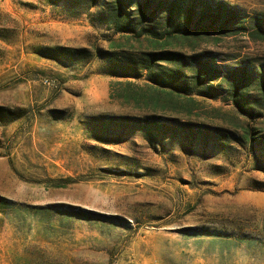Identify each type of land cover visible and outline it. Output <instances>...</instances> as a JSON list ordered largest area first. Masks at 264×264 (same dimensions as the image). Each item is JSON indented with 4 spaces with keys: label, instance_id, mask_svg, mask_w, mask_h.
I'll list each match as a JSON object with an SVG mask.
<instances>
[{
    "label": "rangeland",
    "instance_id": "1",
    "mask_svg": "<svg viewBox=\"0 0 264 264\" xmlns=\"http://www.w3.org/2000/svg\"><path fill=\"white\" fill-rule=\"evenodd\" d=\"M222 1L245 25L264 18V0ZM67 9L0 0V108L12 111L0 119V264H264V151L227 140L249 125L264 133V116L239 114L221 78L264 64V42L212 32L173 39L166 49L210 54L223 71L212 82L220 98L189 100L144 77L109 75L94 53L70 65L35 53L161 47L107 29L99 5L75 17ZM166 16L156 13L154 28L175 37L179 21ZM196 67L183 69L190 77ZM152 115L177 125L109 123Z\"/></svg>",
    "mask_w": 264,
    "mask_h": 264
},
{
    "label": "trees",
    "instance_id": "2",
    "mask_svg": "<svg viewBox=\"0 0 264 264\" xmlns=\"http://www.w3.org/2000/svg\"><path fill=\"white\" fill-rule=\"evenodd\" d=\"M44 1L49 5L65 3L72 17L88 12L91 6L99 5L98 16L107 29L115 34H129L134 38H153L154 43L160 44L161 47L133 54L132 51L115 44H111L109 50L96 47L93 52L84 48L55 45L38 47L35 53L64 65L89 61L94 55L101 56L107 61L109 75L144 77L151 88L189 100H192L193 95L209 99L220 98V85H214L212 82L220 78L223 71L214 63V57L210 54L187 56L179 51L166 49L165 46L171 44L173 39L212 32L216 34L215 40L243 34L253 42H264V18L256 16L251 21L252 24L245 25V17L241 15L240 9L222 0H112L108 4L105 1L102 4V0ZM163 11L167 14L168 24L179 21L174 27L177 33L175 37H171L168 32L159 33L154 28V15ZM188 59L198 63L190 77L183 69L190 63ZM221 78L229 79L230 83L224 90L228 101L239 114L253 121L264 116V64L252 67L243 64L228 70ZM11 113L10 110L0 108V119H3V115ZM105 119L114 120L107 117ZM116 120L117 122L109 123H117L121 128H173L177 125L176 119H162L154 115L146 118L120 117ZM214 131H217L214 133L217 138H224L218 133V129ZM192 132L198 131L193 129ZM241 132V135L231 133L227 140L231 139L239 144L246 143L252 151H264V133L261 130L249 125ZM203 133L206 139L210 137Z\"/></svg>",
    "mask_w": 264,
    "mask_h": 264
}]
</instances>
